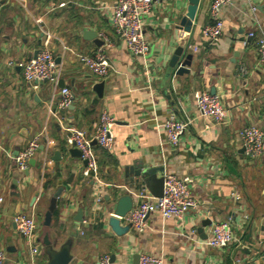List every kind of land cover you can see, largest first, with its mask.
Here are the masks:
<instances>
[{
	"label": "crops",
	"instance_id": "crops-1",
	"mask_svg": "<svg viewBox=\"0 0 264 264\" xmlns=\"http://www.w3.org/2000/svg\"><path fill=\"white\" fill-rule=\"evenodd\" d=\"M116 2L0 0V250L6 253L2 264H50L62 247L71 255L68 264H99L105 254H110L111 264H139L141 253L161 256L164 264H263L264 157L252 159L244 153L239 131L247 125L264 126V71L256 42L264 31V0H233L224 6V31L215 43L202 33L212 21L213 0L200 1L189 32L180 27L189 0L156 1L152 13L143 17L150 45L145 58L133 54L114 31ZM89 30L97 37L87 35ZM102 33L111 43L106 51L112 64L104 78L78 59V54H92L104 45ZM47 40L61 68L60 82L75 95L67 108L59 106L64 87L60 82L34 88L15 64L34 56ZM183 42L192 63L189 73L177 74L169 61ZM98 83H103L101 94L95 88ZM213 89L222 95L228 112L221 123L201 117L197 109L195 94ZM105 109L117 120L113 149L93 139L97 168L85 176V160L75 155L77 148L67 145L66 137L71 128L91 136ZM170 113L192 120L177 148L166 143L160 126ZM38 134L41 145L28 168L20 170L14 157ZM47 137L54 143L48 144ZM139 165L194 177L197 207L183 219H165L153 212L143 232L131 226L116 232L113 217L122 227L129 225L115 214L121 197L130 195L133 207L141 202L144 189L155 197L136 177ZM162 174L157 172L158 177ZM60 187L47 228L44 217ZM81 211L87 222L76 228ZM20 212L34 214L39 222L34 257L14 222ZM229 218L235 241L223 249L209 246L213 225ZM48 230L50 246L43 242Z\"/></svg>",
	"mask_w": 264,
	"mask_h": 264
},
{
	"label": "built area",
	"instance_id": "built-area-1",
	"mask_svg": "<svg viewBox=\"0 0 264 264\" xmlns=\"http://www.w3.org/2000/svg\"><path fill=\"white\" fill-rule=\"evenodd\" d=\"M156 1L159 0H117L112 8V26L114 31L133 54L144 58L150 52V45L146 39L143 17L152 13ZM232 1L213 0L210 9L212 21L206 24L202 30L204 37L210 43H215L221 38L224 31L222 9ZM252 9L256 10L255 6H252ZM101 36L106 41L104 45L100 46L92 54H78V59L90 72L104 78L112 70V64L106 51V46L111 45V43L104 33ZM250 36H256L255 31H250ZM256 42L259 64L264 71L263 30L257 35ZM15 64L22 68L25 79L34 88H38L42 82H49L55 86L59 85L61 68L57 64L54 53L49 47V40L44 43L42 48L37 50L35 56H31L29 59L18 60ZM60 93V108H67L74 103L75 95L69 87H62ZM195 98L201 117L213 120L216 123H221L227 119L228 112L222 102L223 97L221 94L200 91L195 94ZM116 122V117L109 110L105 109L101 112L94 133L91 136L84 129H70L66 142L67 145L77 148L81 152L82 159L87 161L84 169L85 176L91 175L97 168L91 145L93 139L104 149L109 151L113 149ZM191 122L192 120H180L174 113H170L160 125L165 131L166 143L173 148L179 147L182 136ZM239 137L244 148V153L248 157L252 159L264 157V126L247 125L239 131ZM47 143H54V140L47 137ZM40 145L41 134H38L32 137L28 141L27 146L14 157L16 165L20 170L28 168L30 160L34 157ZM163 177V194L151 197L146 194L145 189L142 190L140 192L141 202L133 207L124 217L125 221L138 232H143L146 229L148 225L147 219L153 212L159 213L165 219H183L187 212L195 209L198 205V201L192 192V185L195 183L194 177L190 175L178 176L172 172H164ZM237 198L240 199L239 196ZM97 200H101V197H98ZM14 222L20 235L30 245V251L34 257L38 251L35 243L39 228L38 219L34 214L20 212L15 215ZM86 222V219L82 220L83 224ZM231 223L230 218L216 222L213 225L211 235L207 239L208 245L217 249L230 246L236 239ZM5 260L6 253L0 250V264ZM99 264H111L110 254L101 256ZM139 264H164V259L151 253H141Z\"/></svg>",
	"mask_w": 264,
	"mask_h": 264
},
{
	"label": "water",
	"instance_id": "water-1",
	"mask_svg": "<svg viewBox=\"0 0 264 264\" xmlns=\"http://www.w3.org/2000/svg\"><path fill=\"white\" fill-rule=\"evenodd\" d=\"M201 0H189V5L187 8V12L185 16L183 17L181 21L180 27L184 31H191L194 20L197 15L198 7ZM87 35L97 37V32L94 30H89ZM185 47L186 42L181 43L176 50L174 51V54L172 55L169 66L170 68L176 69L177 74H183V73H189L192 63V54H185ZM37 53V51H36ZM34 54V56L36 55ZM60 86H64V82L61 80ZM98 92L101 94V90L103 88V83H98L95 87ZM212 93H215L214 89L212 90ZM244 149V148H243ZM75 155H81V152L78 149L74 150ZM85 163L87 164V161L85 160ZM135 167H133L134 169ZM162 171V176L158 177L157 172ZM136 177L140 178L147 187L153 192L155 196H161L163 194V187H164V171L163 168H157V167H143L142 165L136 166V170H134ZM157 182L159 187L156 188L154 183ZM63 190V187H60L53 195V198L51 200V203L48 207V210L46 211L43 224L45 227L50 228L52 223V218L54 211L56 209L57 205V199L60 196L61 192ZM133 208V199L130 195L123 196L118 200V203L116 205L115 214L119 215L121 217H125V215ZM83 212H79L76 216V224L75 227L78 228L80 222L83 220ZM121 221L118 218H112L111 224L114 227V230L118 233H121L124 228H129L131 225L129 224L126 227L121 226ZM43 242L45 245H52L53 241L51 239L50 231L48 230L43 238ZM71 259V255L69 253V250L67 247H62L61 250L57 253V255L54 257V259L50 262V264H68Z\"/></svg>",
	"mask_w": 264,
	"mask_h": 264
}]
</instances>
